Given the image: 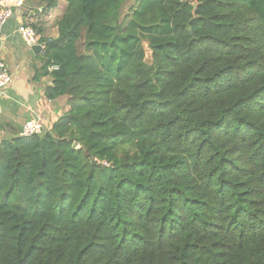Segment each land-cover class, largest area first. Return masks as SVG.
Here are the masks:
<instances>
[{
	"label": "trees",
	"instance_id": "obj_1",
	"mask_svg": "<svg viewBox=\"0 0 264 264\" xmlns=\"http://www.w3.org/2000/svg\"><path fill=\"white\" fill-rule=\"evenodd\" d=\"M127 2L39 0L68 110L0 141V264H264V0Z\"/></svg>",
	"mask_w": 264,
	"mask_h": 264
},
{
	"label": "crops",
	"instance_id": "obj_2",
	"mask_svg": "<svg viewBox=\"0 0 264 264\" xmlns=\"http://www.w3.org/2000/svg\"><path fill=\"white\" fill-rule=\"evenodd\" d=\"M24 5L0 29V62L8 69L11 83L0 90V141L20 137L22 126L37 120L48 132L59 117L67 112L65 98L49 101L45 89L50 80L37 72L42 68V52L26 46L19 30L36 25L39 40L57 37V22L63 10H47L39 0H23Z\"/></svg>",
	"mask_w": 264,
	"mask_h": 264
},
{
	"label": "built area",
	"instance_id": "obj_3",
	"mask_svg": "<svg viewBox=\"0 0 264 264\" xmlns=\"http://www.w3.org/2000/svg\"><path fill=\"white\" fill-rule=\"evenodd\" d=\"M24 5L23 0H0V29L10 20L15 12ZM19 34L26 44L32 48L33 46H41V52L44 51V45L39 43V38L32 27H23L19 30ZM11 83V76L7 67L0 62V90L6 88ZM43 128L37 120L26 122L21 129L20 137L28 138L35 135H41ZM106 166V164H104Z\"/></svg>",
	"mask_w": 264,
	"mask_h": 264
},
{
	"label": "rangeland",
	"instance_id": "obj_4",
	"mask_svg": "<svg viewBox=\"0 0 264 264\" xmlns=\"http://www.w3.org/2000/svg\"><path fill=\"white\" fill-rule=\"evenodd\" d=\"M134 4H135V0H128L126 6L123 9V15H126L128 13V9L132 6H134ZM145 48H146V46H145ZM147 56L149 57V51L148 50H147Z\"/></svg>",
	"mask_w": 264,
	"mask_h": 264
},
{
	"label": "water",
	"instance_id": "obj_5",
	"mask_svg": "<svg viewBox=\"0 0 264 264\" xmlns=\"http://www.w3.org/2000/svg\"><path fill=\"white\" fill-rule=\"evenodd\" d=\"M193 8H194V10L196 9V5H193ZM18 14V11H16L15 12V15H17ZM14 15V16H15ZM34 52H41V46H33L32 48H31Z\"/></svg>",
	"mask_w": 264,
	"mask_h": 264
}]
</instances>
